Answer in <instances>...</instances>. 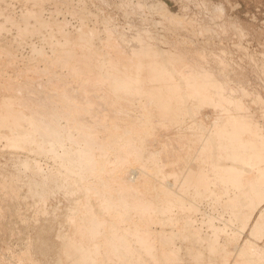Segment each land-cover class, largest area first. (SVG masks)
Wrapping results in <instances>:
<instances>
[{"label":"bare ground","instance_id":"obj_1","mask_svg":"<svg viewBox=\"0 0 264 264\" xmlns=\"http://www.w3.org/2000/svg\"><path fill=\"white\" fill-rule=\"evenodd\" d=\"M32 1L30 12V6L24 9L20 2L25 12L20 11L19 18L9 13L8 6H0L10 23L6 24L17 32L16 41H11L12 36L7 41L0 38V161L5 162L0 163V230L16 229L6 220L8 216L2 219L3 208L22 223L17 236L12 232L18 237V251L0 252V264H228L233 256L232 264H260V249L245 236L239 245L235 239L248 227L252 235L262 234L264 229V205L254 224H248L253 211L264 202V132L244 111L246 100L256 103L262 114L264 100L258 92L238 91L230 84L228 75L236 68L229 70L225 58L211 54L206 41L193 47L197 34L209 41L216 31L220 32L217 37L221 35L216 28L225 27L213 26L210 19L214 34L211 26L204 30L201 25L204 28L197 34L192 28L191 32L183 28L184 37L177 32L182 26L173 24L176 38L158 42L159 38L150 37L151 30L145 28L148 22L137 6L136 15L126 19L121 29L111 25V17L104 20L103 36H99L96 27L86 29L81 21L78 28L67 30L66 19L54 23L42 16L52 3L65 4L63 0ZM100 1L98 8L107 5ZM126 1L116 2L118 8L127 6ZM52 7L55 13L58 8ZM78 10V17L87 11L84 7ZM219 14L212 12L215 19ZM6 26L0 24V35L9 37L13 29ZM37 32L42 33L44 48L31 41L28 59L22 58L19 64V48ZM94 35L106 38L100 41L101 49L91 47ZM45 47L50 56L42 54ZM40 62L44 67L36 72ZM68 62H77L80 69H67L66 77L62 70L56 73V67L63 69ZM25 65H33L26 66L30 72L23 70ZM46 75L57 81L52 84L51 77V88L43 83ZM30 85L35 90L48 89L39 91L50 104L39 103ZM52 99L61 108L51 107ZM76 103H82L81 109ZM209 109L206 123L204 115ZM93 114L100 118L103 114L105 121L92 124ZM40 157L52 161V166L34 160ZM137 163L138 176L130 181L127 169H134L132 165ZM56 193L66 202L60 214L45 202ZM203 200L226 210L227 224L237 221L239 229L233 236L222 237L220 243L224 227H216L210 216L204 220V226L211 229L208 236L196 228L199 224L193 226L190 217ZM154 222L165 228L174 223L175 227L171 225L167 232L158 224L161 231L157 228V232ZM229 235L233 238L228 239ZM183 237H188V244L180 250L175 243Z\"/></svg>","mask_w":264,"mask_h":264},{"label":"rangeland","instance_id":"obj_2","mask_svg":"<svg viewBox=\"0 0 264 264\" xmlns=\"http://www.w3.org/2000/svg\"><path fill=\"white\" fill-rule=\"evenodd\" d=\"M5 1L8 2V3H5ZM15 1H17V0H14V1L13 0H11V1L10 0L9 1L8 0H0V6L3 4L4 6L2 5L1 6L2 8H5L6 6H8V9L9 8L12 9V7H9V6H11V5L13 6L14 5L15 7H13L12 11H11V9H9L10 10L9 13H11V12L13 14L16 13L17 14V15L15 14L16 17H18V16L20 17L21 14L23 15V13L25 12L24 9H27L30 5H32L31 3H34V1H32V0H26V1L25 0H21V1L18 0L19 3H18V1L17 2H15ZM63 1L66 4V6L63 3H57L59 5L61 4L60 5L61 7H59V6H57V4L55 5V4L52 3V6H55L56 8H58L57 11L55 10V13H53L54 9H53L52 6H50L49 7V9L51 8L50 10L47 9L48 8L47 7L46 8L47 10L44 9L45 12L42 11V16L45 17V18H47L48 19L47 21H50L51 20V22H54V21H56V22L57 21L63 22L66 19V21H64V23L66 22L68 24V22H69L68 25L66 24V27H67L66 29L67 30H70V29L72 30V29L78 28L76 26H79V24L82 22L81 23L82 26L84 28H86V29H93V27H96V28H94V30L97 32V34L99 33L98 34L99 36H103L102 35V32L104 30L103 29V27H104L103 26L104 20H107L108 17H111V20H112L111 21V25L114 24V25L117 26V27L116 26H114V27L121 29V28H123L126 25V21H125L126 19L129 18L130 20H132L133 19L132 16L133 15H136L133 10L136 9L137 6L140 7V10L141 11L139 10V13L141 12L140 13V16L143 15L142 16V19H146V21L148 22V25L145 28L151 30V31H149L150 37L152 38V40H153V37H154L155 40L159 38L158 40H156L158 42L159 41H163L164 42L166 40H172V38H176L175 37V34L177 32H178V35H183L185 37V35H186L185 30H188L189 32H191L189 28H192L193 30L192 29L191 30L192 31H195L196 34H197V33L200 32L199 29L201 30L202 28L205 27L204 30H208L210 28V26H211V28H210L211 30L210 29L209 30L213 33L214 32V29L216 27L214 24L217 23L220 28H222V27H225L226 28V29L225 28H222L223 30L222 29L219 30V28H216V30L222 31L221 32V35L219 37H217L218 36L217 34H219L220 32H217L215 30L216 31V34H215L216 36H213V37L211 36L212 37V38H210L211 40L208 41V38L209 37H205L203 39V37L205 36L204 34H202V36L199 35V34H197V35L195 34L196 37H197L195 41H197V42H195V46L193 45V47L199 48L206 41L208 43L209 49L211 48L210 49L211 54L215 55L216 57H223V58H225V61L227 60V64H229L227 67L231 68L229 70H234L236 68L234 72L232 71V73H230V74L228 73L229 75H232L233 74V76H234V77L231 76L232 77L231 78L228 75V77L230 78L229 81L231 80L232 82H234V84L232 82L230 84L234 88L237 87V90L238 91L243 88V89L247 90L250 94L251 93L254 94V93H257L258 92L259 95H261V97H263V100H264V94H263L264 93V73H263L264 71L262 70V69H264V0H129V1H126L125 2V3H127V6L123 7L122 9L121 8L119 9L117 5L119 4L118 1L122 2L123 0L122 1L121 0H104L107 3V5L103 6L102 8H98L99 4L101 5V1L100 0H88V1L86 0V2H85V0H78V1L72 0V2H70V0H67L68 2H66L65 0H63ZM79 1H81V2H79ZM20 2H21V4L24 3L23 4L24 6L21 5ZM67 5H70V6L68 7ZM16 6H18V7L16 8ZM22 6L25 7L23 9L24 12L22 11V8H21ZM79 6H81V7H79ZM129 6H130V8L133 7V9H130ZM1 7H0V9H2ZM31 7L32 6H30V8H29L30 10L27 9V10H29V12L32 10ZM63 7H64V9L66 7L65 10H68L70 8L71 11L68 10L67 12H65V10L63 9ZM83 7L85 9H87V11L89 10V12L87 13V11H86L87 14L86 13L84 15L81 14L79 16L81 18H79L78 15L80 13H79L78 8L80 9V8H83ZM126 7H127V13H125ZM142 7H144V8H142ZM20 8H21V10H20ZM97 8H98V10H97ZM74 9L77 10V11H74ZM14 10H16V12ZM61 10L62 11L64 10V11L61 12ZM131 10H132V14L130 13ZM150 10H152V11H150ZM20 11H22L23 13L22 12L19 13ZM50 11H51L52 14L50 13ZM70 12L72 14L73 13L75 14V12H77L79 14H75V15H77V17H76L74 14L73 15L70 14ZM95 12L98 15H96ZM212 12L214 13V15L215 14L218 15V13H220L219 14L220 15V18L217 19L218 18L217 17L215 19V16L216 15L215 16L212 15ZM63 13H64V15H63ZM68 13L70 14V16L67 15ZM0 14H1L0 17H2V19H3V20H1V18H0V20H1L0 21V24L3 23V25L6 26L9 22L5 20V18L3 17V14H2L1 11H0ZM43 14H45V15H43ZM49 14H51V15L49 16ZM93 14L95 15L94 16L95 18L92 19ZM61 15H63L64 18H62L63 16L61 17ZM90 15H92V16L90 17ZM72 16L75 18V20H73L74 18ZM82 17L84 18V20H82ZM100 17H101V19H100ZM78 18L80 20H78ZM97 18H98V20H95ZM167 18H168V20H166ZM210 19H212L213 22H214V23L212 22L213 23V26H215L214 29L212 27V24H210V21H212ZM90 20H92V21H90ZM6 22H8V23L6 24ZM83 22H85V25L83 24ZM91 22H93L94 24L92 25ZM97 22H98V25H97ZM29 23L32 25L33 24V21L32 22L30 21ZM71 23H73L75 27ZM9 24L6 26V28L9 27L7 30L12 31V29H13V31L12 32H8V34L10 33L9 34V37H7L6 35L3 34V36L0 35V38L3 39V37H4V39H6V41H7V39L10 40L11 39V36H12L13 39H11V41L13 42V41H16L15 38L17 37V32H15L14 28H10V25ZM87 24H89L90 26L89 25L87 26ZM173 24H177L178 26H182V28H180L181 30H177V32L174 33L173 28H172V25ZM201 25L202 26L205 25V26L204 27H201ZM71 26H72V28H70ZM97 26H98V28H97ZM99 27L100 28L102 27V28L99 29ZM198 27H200V28H198ZM224 30H225V32H224ZM210 31H207L206 33L209 34ZM55 32H57V31H55ZM55 32H54L55 37L56 36L58 37V34L55 33ZM14 33H15L16 36H13ZM37 33L35 35L37 36L38 39L37 38L34 39L35 35H34L33 38L31 36L30 39H28L29 38L28 37L27 40L28 41L30 40V41L27 44H22V47H24V48H22V47L19 48V50L17 52V56H18L17 59L19 61V64L20 63L22 64L23 63L22 61H25L26 59H28L27 57L31 53L30 47H28V45H30L29 43L31 41H32L31 43L33 45H36V46L39 45L40 47L43 46V45H41L42 43L40 42L41 41L40 39H42V33L41 32L40 33L37 32ZM171 33H172L173 36L170 35ZM159 35H161L162 38H161V36L159 37ZM168 35H170V36H168ZM5 36H6V38H5ZM99 36H97V38H96V36L94 35L93 39L91 40V44L94 43V45H91V47H93V48L98 47L99 49H101L100 41H102V42H104V40L107 41L106 38L105 39H103V38L98 39ZM52 37H53V35H52ZM57 37L56 38L53 37V38L54 39H57ZM31 38H32V40H31ZM93 40H94V42H92ZM34 41H36V42H34ZM97 44H98V46H97ZM160 44H161L162 47H166V45H164V44L162 45V43H159V45ZM23 45H26V46H23ZM43 48H44V46H43ZM27 49H29V50L27 51ZM45 50L46 51L43 52L42 54L45 53L44 55L50 56L51 53H50V50L48 49V47H45ZM23 51H24V53H23ZM25 51H27V52H25ZM21 54L23 55V57H21L22 56ZM25 54L27 55L26 57H24ZM22 58H23V60H22ZM228 61H230V63H228ZM231 63H233L232 66H231ZM71 64L68 62V66L62 67L65 70L56 67L55 68L56 69V73L58 72V74H59L60 73L59 71L62 70V73L64 71L63 74L66 77L68 75V74L65 73L67 69L68 70L80 69L79 64H77V62H73V64L72 65ZM33 65H35V63ZM33 65H31V66H33ZM38 65L35 66L36 69H37L36 72H38V71L42 72V69H43L42 66L43 65L41 64V62ZM26 66L27 65H25V67L23 68V70L25 72H27V70L31 67L30 65H28L29 68H27L28 66L27 67ZM35 67H33V68H35ZM25 69H27V70H25ZM57 70H59V71H57ZM31 71H32V69H31ZM28 72H30V71L28 70ZM47 73L50 74V71H47ZM235 73H238V74L236 75ZM48 76H50L49 77L50 79L48 78ZM51 77H52L51 75H46V77H44V82L43 83L50 84ZM45 78L46 79L48 78V80H45ZM53 80H55V78L53 79V77H52V84H55V82ZM26 84H24V85H26ZM52 84L48 85L47 88L49 86H50L49 88H51L52 87ZM26 86H28V85H26ZM32 87L33 86L30 85V88L29 89H31ZM24 88H26V87H24ZM39 90L41 91L43 89H39ZM39 90H35L34 87H33L32 90H31V92H33V95H35L34 97L37 96L36 98H39V100H40L39 103H41V104H48L49 105L50 103H48V100L41 93V92L45 93L44 91H48V89L47 90H43L41 92ZM34 91H36V92H34ZM35 93H38V94H35ZM29 94H30V91H29ZM34 97H33V99L35 101H37V99L34 98ZM43 97H44V100L42 101ZM53 98L56 99V96L53 97ZM56 101H57V99H56ZM54 102H55V100L52 99L53 105H51V107L55 105L58 108H61V104H60V106H58V104L56 102H55L56 103L55 104ZM263 102L264 101H262V103ZM244 103L247 105V106H244V111L247 110L249 112V114L254 118V120L256 122L258 121L257 122V125L260 128L262 126L263 127L262 129L263 130H261V131L264 132V126H263V123H264L263 122L264 121V112H262V114L260 113L261 112L260 111V108L257 107V104L256 103L255 104L249 103L246 100H245ZM81 104L82 103H80V104L76 103V105L78 106L77 107L78 109L80 108L79 105L81 106ZM83 104H84V102H83ZM252 104H253V107H251ZM76 105H75V107H76ZM83 106H87V105H83ZM248 106H250V107H248ZM256 107H257V109H256ZM259 107H260V105H259ZM262 110H263V108H262ZM202 112H204V111H202ZM210 112H211V109L205 111L206 114L204 115V119H205L206 123H207L206 116H210V114H211ZM207 113L209 115H207ZM103 114H102L103 117H101V118L98 115L97 116L99 118H97V116L95 114H93L92 116H94L95 122H92L89 119V118H91L90 116H88V117L86 115H84V116H86L88 118V122H92V124L94 123V125H95V123L97 124L98 122H102L103 120L105 121ZM258 116H260V117H258ZM186 121H188L187 118H186ZM89 126H90V124H89ZM73 130H77V129L74 128ZM263 135H264V133H262V136ZM160 147H161V145L158 144L155 148L158 150ZM31 157L33 158L34 156H32V154H31ZM34 160L35 161H39L40 160L39 162L42 165L45 164L46 167H51L52 164H53L52 161H50V160H48L46 158H42V157L37 158V159H34ZM0 163L1 164H4L5 162L4 161H0ZM137 164L132 165V166H135L134 169H127L126 177L130 181H134L137 178V176H138V174L136 173V171H137L138 166H140V165L139 164L137 165ZM8 168L11 169L10 167H7V169L5 168V170L8 171L9 170ZM167 181L169 183H171L172 182V178L171 179L168 178ZM53 195L54 196H52V195L49 196L50 198L48 197L47 200H45V202H46L47 206L50 209L53 208V211L55 209V211H54L55 214H60V211L62 213V210L64 209V205H65L66 202H65V200H63L64 199L63 197L61 199L60 194H57V196L55 194H53ZM58 195L60 197H58ZM45 202H44V204H45ZM1 204H2L1 206H4L3 203H1ZM261 205H264V202L262 204H260V206L258 207V209L256 211L255 210L253 211L254 213L252 214V218H250V221H249L250 223H248L250 226H252L254 224L253 222L256 221V219H257L256 217L258 216L259 208L262 207ZM195 207H197V209L193 213V215H191L190 219L193 221V226L196 227L199 224L196 228L200 232L201 231L202 232L204 231L202 235L208 236V234L211 232V229L210 228L204 226V220H208V217L209 216L211 217V219H214V220H212V223L214 222L213 224L216 227H218V226H221L220 228H222V226L224 227V230H223L224 231L223 232L224 235L223 234L222 235L220 234V236H219L220 238L218 237L219 242L222 241L221 239H223L224 237H226V236L228 237V234H230V235L233 236V232L236 233L237 230L239 229L237 227L238 226L237 225L238 224L237 221L233 222L232 225H231V223H230V225L227 224L226 221H228V219H229V214L227 213L226 210H221V208L216 203L215 204H211L209 200H203V201L198 202L197 205H195ZM3 209L8 214H10L8 212L7 208L6 209L3 208ZM6 212L3 214V215H5V218H2V219L4 220L8 216L6 220L7 221L9 220L8 222L9 223L11 222L10 225H12V226H13V223H14V227H16V229L12 227L14 230L13 231H10V232H5V231H3L4 229L3 230H0V234L3 235L2 237L0 235V242H1L0 243V249L3 250V251L0 250V252H5V254L9 255V254H11V252L13 250L14 251H18V250H16V249H18V244H16L17 243V240H15V238L17 239L18 237H16L17 235L15 233L18 232V231H20L21 224L22 223L19 220V217L17 219V217H15L14 214H13L14 215V217H13L12 214L10 216ZM54 212H53V214H54ZM225 216H227V217H225ZM10 217H12V218L10 219ZM49 217H50V215H49ZM199 220H200V222H199ZM17 221L20 222V223H18ZM33 222H35V221H33ZM225 222H226V225L224 224ZM17 223L20 225V227H18V230H17V226H18ZM158 224L160 226L162 225L159 222H158ZM158 224L156 222H154L153 225H156L157 226ZM169 225L166 226L167 228H165V225L164 226L162 225L163 228H161L160 226H157V227L156 226H153V230L158 232L159 230L161 231V229H164V230L166 229L167 232H169L170 229H172V228H170L171 225L173 227L175 224L174 223H171ZM202 226L205 227V228H203ZM247 227H248V225H247ZM157 228L158 229L161 228V229L158 230ZM206 228H208V229H206ZM232 228H233V231H232ZM250 228L251 227L246 228L244 230V232H242L243 234L241 233L240 237L238 235V237L240 239H238V238H237L238 240L235 239V242L237 241V245H239V244L242 243V241L245 239V237L248 240H250L251 242H253V244L256 245L258 247V249H260V251H261V254L260 255H261V257L263 259H259V262H260V264H264V241H263L264 240V238H263L264 237V229L262 230V234L252 235L249 232V229ZM225 229H226V231L227 230L228 231L226 232ZM12 232H14V234L16 236ZM2 233H5V234H2ZM8 234L11 235V236H9ZM7 235H8V238H7ZM230 235H229V238L228 239L233 238ZM252 237H253V239H252ZM181 239L184 240L183 243H181L182 242ZM181 239L180 238L176 239V243L175 244H177V245L178 244H181L180 246L179 245L178 246L176 245V247L179 248L180 250L181 249L183 250L186 247V245L188 244V242H187L188 241V237H186V238L183 237ZM3 241H5V242H3ZM7 242H8V244H7ZM184 243H185V246H183ZM12 247L13 248L15 247V248L12 249ZM232 252L233 253H236V249H232ZM4 257H5V260H6V256L5 255H4ZM234 257L235 256L229 258V263L228 264H232V259ZM8 259L9 258L7 257V261H8Z\"/></svg>","mask_w":264,"mask_h":264}]
</instances>
